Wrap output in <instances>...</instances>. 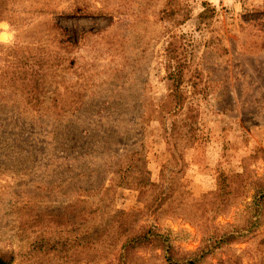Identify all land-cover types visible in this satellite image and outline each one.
<instances>
[{
	"label": "rangeland",
	"instance_id": "obj_1",
	"mask_svg": "<svg viewBox=\"0 0 264 264\" xmlns=\"http://www.w3.org/2000/svg\"><path fill=\"white\" fill-rule=\"evenodd\" d=\"M163 1L153 0L155 12L151 9L145 16L89 15L94 6L83 14L28 13L34 0L10 1L14 13L0 14V249L27 247L21 231L29 235L36 208L63 209L75 200L84 204L86 198L98 206V195L103 197L102 204L109 200L104 192L112 194L116 208L141 217L139 223L148 221L140 191L112 187L106 167L89 166L94 157L83 162L69 155L76 168L59 164L54 174L40 167L47 159L63 161V156L72 153L71 145L80 147L85 141L101 143L94 155L102 151L99 157L109 161L114 153L116 158V151H123L137 128L142 99L167 91L164 41L172 34L208 39L215 33L220 37L213 46L197 47L190 60L189 70L201 67L206 83L185 82L181 87L186 97L183 109L196 119L194 131L184 142L186 167L178 170L168 165L175 172L182 200L200 201L220 178L240 171L244 158L251 155L255 157L246 161L247 170L264 173V0H176L173 6L179 20L172 22L158 18ZM78 2L99 5L96 0ZM203 2L214 6L216 13L198 28ZM41 3L46 7L50 0ZM55 3L59 10L72 11L73 0ZM17 15L28 18L16 20ZM28 43L32 46L27 47ZM68 91H86L87 96L100 92L101 97L56 121L51 116L54 98L56 104L66 103ZM111 93L116 102L107 106ZM53 129L57 146L50 144ZM152 135L146 131L150 148L133 174L147 186L166 158L164 142H151ZM85 167L84 173L77 174ZM102 184L108 189L101 190ZM233 219V210L218 218L220 222ZM164 223L191 232L182 244L185 249L197 246L198 232L192 224L170 216ZM255 234L212 254L202 264H264V225ZM103 235L101 225L83 234L78 255L66 262L113 264L115 246L108 245ZM155 252L144 248L129 264H164L154 257ZM20 255L30 257L29 261L18 257L16 264H35L33 257L38 254ZM41 259L45 261L41 264L56 260L51 254Z\"/></svg>",
	"mask_w": 264,
	"mask_h": 264
},
{
	"label": "trees",
	"instance_id": "obj_2",
	"mask_svg": "<svg viewBox=\"0 0 264 264\" xmlns=\"http://www.w3.org/2000/svg\"><path fill=\"white\" fill-rule=\"evenodd\" d=\"M10 1L0 0V14L13 12ZM43 0H34L32 10L39 13H64V14H83L88 11L89 15H108L111 17L122 13L137 16L143 13L145 16L152 9L153 0H96L97 3L80 4L78 0H73L72 11H63L56 8V1L50 0L46 7L42 5ZM176 0H164L157 14L161 21L179 20L173 3ZM55 3V6L53 3ZM78 5L77 7H74ZM153 12L155 10L152 9ZM216 13V8L203 2V9L198 13L197 19L200 23L209 22ZM4 16V15H3ZM28 16H15L16 20H26ZM181 20V19H180ZM138 21V20H134ZM58 29L54 27L53 29ZM62 33V29L60 30ZM200 40V41H199ZM220 40L218 34L211 33L208 39H195L189 35L172 34L164 42L165 52V82L167 91L159 97L148 96L142 99V110L138 113L137 128L130 143H125L121 152L113 155V160L100 158L101 152L94 155L100 148L101 143H91L85 141L81 146L71 145V154L63 156L64 160L47 159L41 165V169L51 174L59 172L58 166H71L74 170L76 166L71 163L69 155H76L84 161L92 162L100 169L106 167L107 174L110 175V185L113 187H133L140 191L145 200L143 214L147 215L148 221L145 224L139 223L137 217L123 209L113 205L112 194L104 192L105 197H109L105 203L103 197L98 195V206L94 201L84 200L81 204L68 202L63 209L58 206L43 210L36 208L30 217L32 229L26 235L25 229L21 235L26 236L27 247H9L0 249V264H16L18 257L23 261H29L24 254H38L33 257L35 264L45 262L41 258L51 254L56 258L52 263L47 264H70L69 260L74 259L82 246L81 236L90 231L94 226L101 225L104 228V241L108 245H114V263L129 264L131 257L142 249L149 247L152 251H157L153 255L161 259L164 264H202L205 259L212 254L221 252L230 245L254 237L257 230L264 225V173L257 175L247 170L246 161L255 157L251 155L244 158L243 166L240 171L231 172L227 176L218 180L216 187L212 191L205 193V196L198 202L187 203L181 198L180 191L176 188L174 179L175 172L169 170V166H175L178 170L187 165L185 139L189 133L195 129L196 119H193L190 112L184 108L186 97L181 87L185 82L194 85L206 83L203 80L204 72L201 67L196 66L193 72L189 70L190 60L195 49L201 46H213ZM202 44V45H201ZM201 45V46H200ZM30 43L27 47H31ZM202 48V47H201ZM188 80H187V79ZM33 93V91H31ZM30 97V96H29ZM100 92H93L87 96L86 91H68L65 101L56 104L52 110V117L56 121H62L66 116H70L83 106L85 102L99 100ZM110 103H115L114 94L107 96ZM107 102V101H103ZM65 103V104H64ZM59 104V105H58ZM182 112V113H181ZM171 118L170 122L168 119ZM136 125V124H135ZM85 131L88 128L84 129ZM90 130V129H89ZM152 132L151 142H164L165 159L159 165L156 177L151 184H141L134 178V172L143 155L150 148L148 136ZM51 143L58 145L55 138V129L51 133ZM149 144V145H148ZM103 145V144H102ZM51 146V145H50ZM52 147V146H51ZM62 150H64L62 148ZM111 152V149L109 150ZM52 158H59L51 154ZM66 163H64L65 159ZM86 158V159H85ZM89 163V162H88ZM88 167V166H87ZM79 171L82 174L86 171ZM103 185H100L101 190ZM142 185L144 188H141ZM27 207V205L25 204ZM234 211V219L220 222L218 218L222 215ZM170 218H181L192 224L198 232V242L194 249H185L182 244L191 238V232L186 228L177 230L169 227L165 220ZM45 217V219H44ZM26 219H23L25 222ZM32 221L39 222L34 225ZM18 232L14 231V236ZM109 235V241L105 239ZM111 236V237H110ZM261 241V239H260ZM260 248V247H259ZM68 260V262H66ZM160 260V261H161ZM111 262V261H110ZM89 264V263H81Z\"/></svg>",
	"mask_w": 264,
	"mask_h": 264
}]
</instances>
